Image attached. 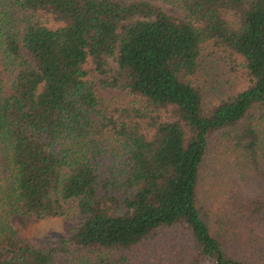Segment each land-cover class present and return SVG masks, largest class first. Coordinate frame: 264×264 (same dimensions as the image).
Masks as SVG:
<instances>
[{"label": "trees", "instance_id": "obj_1", "mask_svg": "<svg viewBox=\"0 0 264 264\" xmlns=\"http://www.w3.org/2000/svg\"><path fill=\"white\" fill-rule=\"evenodd\" d=\"M165 1L184 17L148 0H0V264H264L248 223L264 194L229 183L219 222L199 193L220 147L264 184V0ZM215 58L245 83L206 101ZM117 88L132 100L99 92ZM68 201L65 236L17 237L13 214L69 217Z\"/></svg>", "mask_w": 264, "mask_h": 264}, {"label": "rangeland", "instance_id": "obj_2", "mask_svg": "<svg viewBox=\"0 0 264 264\" xmlns=\"http://www.w3.org/2000/svg\"><path fill=\"white\" fill-rule=\"evenodd\" d=\"M148 1L159 5L166 12L176 17H184L179 7L169 4L165 0ZM2 54L3 52L0 50V76L3 80V93L7 95L11 87L13 70L6 64ZM109 63L112 70L115 71L117 69L116 63L113 60H109ZM204 64L207 68V73H209L204 93L206 101H208L211 96H222L235 89L243 87L245 79L241 69L237 68L236 70V66L228 58H223L222 61L218 58L205 60ZM99 92L105 99L120 97L124 101L132 100L129 94L121 88L100 89ZM220 150L221 152L219 155L217 157L214 156V159L209 161L202 169L199 181V193L204 202L213 207L211 212L213 220H219V222H222L224 217L219 219V215L215 212L217 207V211L220 210V205L230 208L232 207L231 205H225L231 198V187H229V183L235 187H242L244 193H247L246 196H249L250 194H259L260 197L264 194V184L256 177L250 169V166H248L245 160L240 158L238 154H232V150H223L221 147ZM218 178L221 180H218ZM214 185H217V190L213 189ZM246 196H244V198ZM255 198L256 197L254 196L253 200ZM259 205L260 203H255L253 207H258ZM65 207L69 210V217L56 216L38 219L35 217L29 218L19 214H13L11 216V224L19 239H26L35 247L44 249V240L46 238L51 236H65L68 233L71 223L70 218L73 213L74 215L76 214L75 202L68 201ZM262 212H264V209ZM238 217L240 216H235L230 221L232 227L227 228L228 234L233 233V229L238 222ZM244 219L247 220L245 217ZM255 219L256 220L248 221V223H250V227L254 228L256 234H260L264 237V214L256 216ZM224 221L228 222V219ZM135 257L139 261L136 262V264H140V262L143 263V260L138 258V256Z\"/></svg>", "mask_w": 264, "mask_h": 264}]
</instances>
